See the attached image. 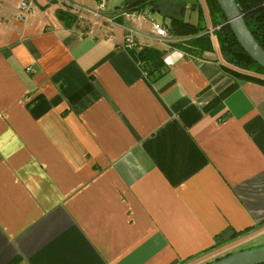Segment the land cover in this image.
<instances>
[{
	"label": "crops",
	"instance_id": "crops-1",
	"mask_svg": "<svg viewBox=\"0 0 264 264\" xmlns=\"http://www.w3.org/2000/svg\"><path fill=\"white\" fill-rule=\"evenodd\" d=\"M21 1L0 0V264H186L219 236L264 235V85L209 105L235 78L214 40L198 54L158 41L169 0L131 19L132 0H30L19 19ZM129 30L163 45L155 82Z\"/></svg>",
	"mask_w": 264,
	"mask_h": 264
},
{
	"label": "trees",
	"instance_id": "trees-1",
	"mask_svg": "<svg viewBox=\"0 0 264 264\" xmlns=\"http://www.w3.org/2000/svg\"><path fill=\"white\" fill-rule=\"evenodd\" d=\"M156 1L132 0L125 6L124 11L139 12L148 6L151 10H157ZM169 1L176 2L177 9L168 15V22L165 23L167 32L176 39L185 38L183 41L171 42L169 45L188 54H198L203 51H212L214 40L223 61V70L235 78L210 100L209 105L219 102L233 92L238 87V81H251L264 85V68L241 47L230 26L226 23V17L217 0H198L196 4L188 5L176 0ZM235 2L243 13L245 23L253 37L264 49V0H235ZM187 10L196 12L195 22L186 19ZM55 14L66 27H71L77 21L76 14L63 8H57ZM128 51L150 81L155 82L166 73L167 67L163 58L164 48L135 44ZM252 228L234 231L226 237L219 236L212 247L235 239ZM191 258L192 256L186 260Z\"/></svg>",
	"mask_w": 264,
	"mask_h": 264
},
{
	"label": "water",
	"instance_id": "water-1",
	"mask_svg": "<svg viewBox=\"0 0 264 264\" xmlns=\"http://www.w3.org/2000/svg\"><path fill=\"white\" fill-rule=\"evenodd\" d=\"M185 4H196L198 0H176ZM226 17V23L237 38L241 47L264 68V49L259 45L247 27L243 13L235 0H217ZM202 264H264V245L237 250Z\"/></svg>",
	"mask_w": 264,
	"mask_h": 264
},
{
	"label": "rangeland",
	"instance_id": "rangeland-1",
	"mask_svg": "<svg viewBox=\"0 0 264 264\" xmlns=\"http://www.w3.org/2000/svg\"><path fill=\"white\" fill-rule=\"evenodd\" d=\"M62 2L65 6L68 4L65 1H62ZM172 3H174L173 6L171 8H169L167 11H164L163 13L162 12L156 13L157 21H159L160 23H164V22L168 21V17L166 14L171 13V12L174 13L175 10L177 9V6H176L177 3L176 2H172ZM104 15L107 16L106 14H104ZM107 17H109V16H107ZM104 23H108V21L107 22L104 21ZM84 24L87 25V22H84ZM88 24H89V22H88ZM160 43H162V42H160ZM169 43H166V44L169 45ZM157 46L160 47L163 45L158 44ZM263 245H264V235L256 237V238L248 239L245 242H242L241 240H237V239L236 240H229V241H226V242H224L218 246H215V248L205 257H203L201 259L194 260V261H190L186 264H202L204 262H207V261L213 260L215 258L224 256L225 254L233 252V251L250 249V248L259 247V246H263Z\"/></svg>",
	"mask_w": 264,
	"mask_h": 264
},
{
	"label": "built area",
	"instance_id": "built-area-1",
	"mask_svg": "<svg viewBox=\"0 0 264 264\" xmlns=\"http://www.w3.org/2000/svg\"><path fill=\"white\" fill-rule=\"evenodd\" d=\"M57 1H64V0H57ZM32 9V3L30 0H23L20 2L19 5V19H22L23 17H25L29 11ZM136 12V11H135ZM127 13V17H133V16H141V17H146L148 11L147 10H142L139 11L138 13ZM151 30L152 32L157 36V39L159 42L162 43H171V42H178V41H182V39H176L172 36H170L167 32V28L165 26V24H162L160 22H158L157 20L153 19L151 20ZM165 43V44H166ZM135 45L134 42V37H133V31L129 30L127 35L124 38L123 41V47L125 49H131L133 46Z\"/></svg>",
	"mask_w": 264,
	"mask_h": 264
}]
</instances>
